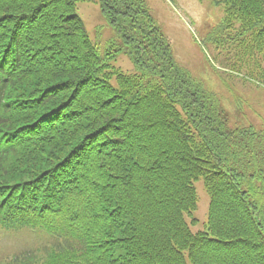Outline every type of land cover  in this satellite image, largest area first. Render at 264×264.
Segmentation results:
<instances>
[{
  "label": "trees",
  "instance_id": "1",
  "mask_svg": "<svg viewBox=\"0 0 264 264\" xmlns=\"http://www.w3.org/2000/svg\"><path fill=\"white\" fill-rule=\"evenodd\" d=\"M214 1L219 71L264 88V0ZM0 228L48 239L0 264H264V125L229 117L146 0H0Z\"/></svg>",
  "mask_w": 264,
  "mask_h": 264
},
{
  "label": "rangeland",
  "instance_id": "2",
  "mask_svg": "<svg viewBox=\"0 0 264 264\" xmlns=\"http://www.w3.org/2000/svg\"><path fill=\"white\" fill-rule=\"evenodd\" d=\"M163 31L170 38L177 61L191 71L205 87L213 90L221 99L234 121L264 125V88L242 78L231 76L219 70H228L224 55L209 41L210 34L224 18L223 5L214 0H146ZM78 12L86 22L89 34L102 48L120 47L122 40L115 27L110 25L101 13L99 3L81 1ZM219 54V55H217ZM115 64L125 71H133L135 66L130 56L117 53ZM234 75V74H232ZM199 197L195 216L199 223L194 230L203 227L209 213V195L203 181L197 182ZM47 238L24 230L6 232L0 228V263L11 255L46 243Z\"/></svg>",
  "mask_w": 264,
  "mask_h": 264
}]
</instances>
